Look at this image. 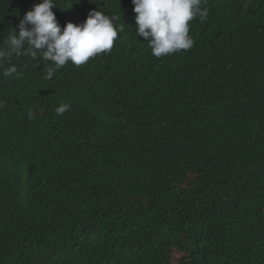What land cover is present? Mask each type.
Returning <instances> with one entry per match:
<instances>
[{
  "label": "trees",
  "instance_id": "1",
  "mask_svg": "<svg viewBox=\"0 0 264 264\" xmlns=\"http://www.w3.org/2000/svg\"><path fill=\"white\" fill-rule=\"evenodd\" d=\"M39 2L0 0V50ZM55 3L62 28L100 10L124 31L50 79L0 62V264H264V0H202L161 58L132 0Z\"/></svg>",
  "mask_w": 264,
  "mask_h": 264
},
{
  "label": "clouds",
  "instance_id": "2",
  "mask_svg": "<svg viewBox=\"0 0 264 264\" xmlns=\"http://www.w3.org/2000/svg\"><path fill=\"white\" fill-rule=\"evenodd\" d=\"M134 5L136 35L142 36L151 48V54L161 58L181 50H190L195 41L189 35V22L199 17L203 22L208 17L209 9L201 7L202 0H132ZM55 0H40L20 19L17 28L8 33L5 44L7 51L0 50V62L10 61L15 55L30 56L33 60L51 62L46 79L69 61L80 66L97 54L110 52L118 31L123 32V25H115L117 17L105 15L100 10L89 12L87 19L77 25L68 22L63 28L56 14ZM27 45V49H24ZM2 67V64H0ZM16 74L17 66L3 68V76ZM70 105L61 104L55 108L57 115H63ZM29 119H34L32 112Z\"/></svg>",
  "mask_w": 264,
  "mask_h": 264
}]
</instances>
